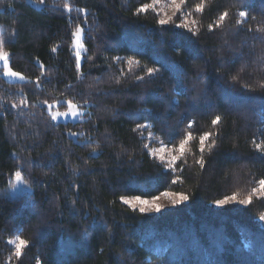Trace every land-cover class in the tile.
<instances>
[{
  "label": "trees",
  "instance_id": "1",
  "mask_svg": "<svg viewBox=\"0 0 264 264\" xmlns=\"http://www.w3.org/2000/svg\"><path fill=\"white\" fill-rule=\"evenodd\" d=\"M154 2L0 0V49L27 78L0 73V264H264V0H185L166 25L167 0L138 13ZM68 100L85 120L53 122L47 106ZM161 142L175 171L151 153ZM17 175L32 192L5 196ZM165 191L189 200L140 213L120 199Z\"/></svg>",
  "mask_w": 264,
  "mask_h": 264
},
{
  "label": "snow or ice",
  "instance_id": "2",
  "mask_svg": "<svg viewBox=\"0 0 264 264\" xmlns=\"http://www.w3.org/2000/svg\"><path fill=\"white\" fill-rule=\"evenodd\" d=\"M155 2H158V0H155ZM155 2L153 4H144L142 7H140L137 11L138 13H145L148 11L149 8H153L155 6ZM185 0H179V3L176 2V0H172V5L175 7L176 11L179 12L181 10V6L184 4ZM40 3H43V0H40ZM65 8H68V5L65 4L64 5ZM70 10V9H69ZM196 11L197 12H202L203 11V5L202 4H197L196 5ZM228 16L227 12H224L222 15H220L219 17V22L217 23V27L220 26V23H222L225 18ZM239 16L241 18H246L248 16V13L245 11H241L239 13ZM253 19H255L253 17ZM171 20V18L169 17L168 19H160L159 20V24L160 25H166L169 23V21ZM246 20H238L237 24H242L245 23ZM193 24H195V21H192ZM176 27L179 28H184L187 29L189 32H192V28L189 27L188 23H180L178 25H176ZM212 29V25H209V30ZM259 31H264V29H259ZM196 34V33H193ZM74 35L76 36V40H77V44L79 45V47H83V45H81L80 42V37H81V30L77 29L76 32L74 33ZM3 41H0V47L3 46ZM77 57H79L80 53L79 51L77 52ZM0 60H2L4 62V66H5V76H9V77H13V78H18V79H25V77L23 75H21L19 72H15L12 71L11 68L8 67V53L0 51ZM129 64H132L133 61L131 59L128 60ZM136 63H139V61H136ZM77 65L79 66V59L77 60ZM158 71V69H154V68H148L147 69V74L149 76H153L155 75V73ZM138 79H143V77H138ZM233 79L235 80L236 77H233ZM21 103H24V101H21ZM59 103V102H57ZM67 106V111L65 112H60L57 111L55 112L54 115H52L51 119L52 120H56L58 117L61 116H72V117H77L80 115H83V113L80 111V109L83 107V105L78 104L73 102V100H68L66 102H64ZM86 103V102H85ZM178 103V101H177ZM13 108L17 107V105H12ZM52 105H49V110L52 109ZM221 120V117L219 115H217L215 117V119H213L211 121V123L213 125H217ZM194 122H189L188 124V129L189 131L187 132V135L180 140L179 143V151L181 153V155H183L184 150H185V145H187L194 137H193V132L191 131L192 126H193ZM138 128L140 127H144L147 128L149 127V125H137ZM71 135L75 136L77 135L76 133H71ZM151 135V134H150ZM212 134L209 132H205L202 135H200L199 137V143H200V151L201 153L204 151V145L205 142L209 139V137ZM161 148L158 150L160 153H164L165 151V147L167 145H164L163 142ZM169 143H172V141H169ZM145 147H147V145H145ZM256 148L258 151H264V144H257ZM178 159V157L176 155H173L170 161H166L165 162V157L164 155H160V160L164 163L167 164V167L169 169H171L172 171H175V168L173 167V165L175 164V161ZM197 163H199L201 165V167L204 166V160L201 158L200 160L197 161ZM179 181V177L177 179L172 180V183L175 184ZM24 183H27L26 181ZM259 185L260 188L256 189L253 188V193L260 191L261 195L264 196V179L259 180ZM15 187V185L13 186ZM162 195L164 197H167L170 201L172 205H179L184 201H188L189 200V196L183 194V193H176V192H171V191H165L162 193ZM120 199L122 200V202L125 205L130 206L133 211H135L137 208L139 210L140 213H147L149 211H154V212H160L162 205L160 203H158V201L160 200V196H153L151 200L149 199H142L140 195H134L131 198H126L125 196H121ZM237 199L236 195H231V196H226L223 199H219L216 200L215 203L218 206H224L227 205L230 201H235ZM252 201V197L251 195L244 200H239L238 203L242 204V205H247L250 204ZM261 220H264V216L260 217ZM16 243H15V255L16 257H20L22 255L23 249L28 245V241L25 239H22L21 237L17 236L16 237ZM9 243H13V241H9Z\"/></svg>",
  "mask_w": 264,
  "mask_h": 264
},
{
  "label": "rangeland",
  "instance_id": "3",
  "mask_svg": "<svg viewBox=\"0 0 264 264\" xmlns=\"http://www.w3.org/2000/svg\"><path fill=\"white\" fill-rule=\"evenodd\" d=\"M176 2L179 3V0H176ZM175 12H176V9L172 5V0H167V3L162 7V13H163L164 18H168V17L172 16ZM80 30H81V37H80V42L79 43L81 45H83V47L81 48L77 44L76 36H74V40H73V50L75 52V55L77 54L78 51L80 53L79 57H77V55H76L77 60L79 59V66H81V63H82V60H83V55L85 53L84 44H83L84 32L82 31V29H80ZM0 51H2V50L0 49ZM8 67L11 68L10 64H9V60H8ZM5 71H6V69H5V66H4V62L2 60H0V73L5 78L6 81L12 82V83H22V82H26L27 81V78L24 75L23 76L25 77V79H18V78L5 76L4 75ZM52 106L53 107H52L51 110H49V105L47 106L48 112H49L51 117L57 111H60V112L67 111V109H65V110L59 109L58 108V104H53ZM80 111L83 113V115H80V116H77V117H72L70 115L66 116V117L61 116V117H58L56 120H52V121L55 122V123H77V122H81V121L85 120V114L88 111L87 105L83 106L80 109ZM161 146L162 145H158V146L154 147L151 150L152 155L155 156L159 161H161L160 160V155H164L165 162L166 161H170L172 156L174 155V153L167 146L165 147L164 153H160L158 150L161 148ZM164 164H166V163H164ZM24 182L25 181H24V179L22 178L21 175L15 176L12 179L9 187L5 190L4 195L7 196V197H10V198H16V197H19L21 195L30 194L32 192V190ZM14 185H15V187H13ZM149 200H151V199H149ZM158 203H160L162 205L161 211H164V210L169 209L170 207L174 206V205L171 204V201L167 197H164L163 195L160 196V200L158 201ZM147 213H159V212L149 211ZM262 223H263V226H264V220H262Z\"/></svg>",
  "mask_w": 264,
  "mask_h": 264
}]
</instances>
